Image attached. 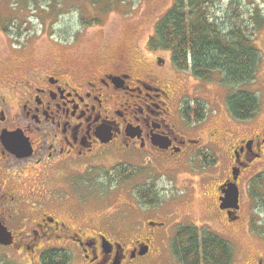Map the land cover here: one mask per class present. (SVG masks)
Instances as JSON below:
<instances>
[{
	"label": "flooded vegetation",
	"instance_id": "1",
	"mask_svg": "<svg viewBox=\"0 0 264 264\" xmlns=\"http://www.w3.org/2000/svg\"><path fill=\"white\" fill-rule=\"evenodd\" d=\"M97 67H31L0 83V222L13 236L9 246L33 255L38 264H49L54 256L68 257L67 264H122L141 256L142 247L148 254L152 244L168 240L174 226L172 242L184 224L173 212L168 222L145 219L162 196L150 177L130 190L128 210L121 208L126 203L115 195L126 181L114 168L101 176L99 163L116 159L106 156L108 148L129 152L143 168L153 157L198 159L207 131V117L196 120L203 105L200 82L164 79L157 74L160 68L134 77L135 64L125 57L103 70ZM4 133L18 137L24 155L7 148ZM231 156L230 176L223 183L233 181L237 167L240 187L245 171L264 162V130L241 140ZM132 160L117 158L116 167H134ZM134 168L132 179L143 172ZM27 174L34 176L29 183ZM98 174L110 181L102 186ZM141 191L158 202L146 203ZM221 195L219 189L218 206ZM143 230L146 234L135 236ZM126 240L134 244L129 253L122 244ZM104 241L113 245L110 251ZM245 264H264V254Z\"/></svg>",
	"mask_w": 264,
	"mask_h": 264
},
{
	"label": "rangeland",
	"instance_id": "2",
	"mask_svg": "<svg viewBox=\"0 0 264 264\" xmlns=\"http://www.w3.org/2000/svg\"><path fill=\"white\" fill-rule=\"evenodd\" d=\"M174 1L126 0L107 9L106 2L94 5L91 0H0V83L12 80L14 75L26 68L89 64L103 70L122 57L135 64L134 77L144 78L154 68H160L161 72L157 71V74L164 79L191 83L199 81L198 91L207 108L204 121L207 131L198 159L153 157L152 162L143 168L140 167L141 161L132 160L129 152L122 154L108 148L106 156L116 159L106 158L94 164L101 165L102 176L119 165L117 158L132 160L134 167L143 172L121 185L123 191L118 189L115 196L126 203L121 208L128 210L130 190L142 187L145 179L150 177L162 196L160 206L151 210L145 219L168 222L173 212L181 223L209 228L233 245L235 257L232 264H245L264 254V234L257 233V230L264 231V205L258 206L250 186L252 179L249 180L264 173V162L250 167L241 178V209L236 222H231L233 220L225 210L218 206V195L220 184L230 176L234 147L241 140L253 138L264 130V25L258 31L256 42L262 59L254 81L227 86L219 74L210 82L200 81L191 72L175 67L172 51L152 50L148 46L158 21ZM216 12L228 25L243 19L255 23L256 16L264 17V0H221ZM94 17L100 18V23H84ZM160 58L165 60V67L160 66ZM238 91H248L258 97L260 110L254 118L242 121L235 119L230 112L227 97ZM214 133L217 136H213ZM205 151L211 154L215 163L211 162V158L207 165L202 154ZM101 176L99 182L104 186L110 180ZM24 178L29 183L34 176L27 174ZM258 191L264 195V186ZM97 192L100 193L99 189L93 192L94 197L98 196ZM175 230L173 226L168 240L152 244L150 253L133 260L126 259L122 264H181L171 247ZM138 233L146 234L145 230L137 231L135 236ZM122 244L128 253L134 246L131 240ZM0 264L38 263L33 255H26L16 247L0 245Z\"/></svg>",
	"mask_w": 264,
	"mask_h": 264
},
{
	"label": "trees",
	"instance_id": "3",
	"mask_svg": "<svg viewBox=\"0 0 264 264\" xmlns=\"http://www.w3.org/2000/svg\"><path fill=\"white\" fill-rule=\"evenodd\" d=\"M91 1L94 5L106 2L107 9L111 5L126 2ZM220 2L221 0H175L158 21L148 46L152 50L172 51L175 67L180 71L191 72L200 81L210 82L219 74L227 86L248 84L256 79L262 59L256 42L258 31L264 25V17L256 16L255 23L243 19L228 25L217 16L216 7ZM231 4L233 7V2ZM84 23L94 25L100 23V18L94 17L92 21ZM4 30L8 31L6 28ZM227 105L233 117L242 121L254 118L260 110L258 97L248 91L229 94ZM206 116L207 108L203 103L196 120H203ZM202 154L208 165L211 154L208 151ZM211 162L216 161L212 158ZM114 169L121 171L122 181L131 180L136 171L128 165ZM257 175L251 178L250 186L253 188L254 199L260 206L264 205V195L258 190L264 186V173ZM143 193L141 191L146 203L158 202ZM257 233L263 236L264 231L257 230ZM172 251L181 264H232L235 257L234 247L229 241L209 228L191 224L178 227L172 240ZM68 260V257L54 256L49 264H67Z\"/></svg>",
	"mask_w": 264,
	"mask_h": 264
},
{
	"label": "water",
	"instance_id": "4",
	"mask_svg": "<svg viewBox=\"0 0 264 264\" xmlns=\"http://www.w3.org/2000/svg\"><path fill=\"white\" fill-rule=\"evenodd\" d=\"M4 142L7 146V148L14 154L18 156H22L23 154V145L22 142L13 135H7L3 134ZM251 141L247 142V146L249 148ZM161 147H165L161 145ZM237 158H239L238 151L236 152ZM233 181H227L220 187V191L222 193V196L220 197V208L222 210L228 211V216L231 220H235L236 217H232L233 213H236L238 210H240V189L237 185V180L240 175L239 168L235 167L233 168ZM13 243V236L8 231V228L0 222V244L4 246H9ZM103 246L107 251L111 250V247L113 246L108 241L103 242ZM148 252V247H143L140 251V255H145ZM115 264H120V260H118Z\"/></svg>",
	"mask_w": 264,
	"mask_h": 264
}]
</instances>
